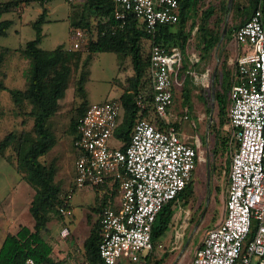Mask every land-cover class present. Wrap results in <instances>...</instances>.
<instances>
[{
  "label": "built area",
  "instance_id": "2783aa9c",
  "mask_svg": "<svg viewBox=\"0 0 264 264\" xmlns=\"http://www.w3.org/2000/svg\"><path fill=\"white\" fill-rule=\"evenodd\" d=\"M77 2L79 0H68ZM115 17L128 11L138 17L154 37L162 27L180 19L179 0H112ZM75 39L67 51L80 48L85 34L74 30ZM240 52L237 76L230 93V127L236 147L231 155L230 183L226 210L220 223L211 228L196 250L192 264H264V24L260 3L251 18L235 35ZM195 56V49H192ZM182 63L178 45L155 40L150 69L155 89L153 107L168 123L161 129L140 119L125 149L111 145L123 113L119 98L91 103L79 118L74 147L76 188H97L104 182L117 185L120 206L111 205L101 215L102 240L99 252L104 264L143 260L144 250L155 248L153 225L164 205L171 202L191 181L198 160V148L182 140L176 123L167 119L174 100L177 69ZM137 105L147 106L145 96ZM62 213H71L61 207ZM256 230L253 231V225ZM69 234V228L61 231ZM159 247L162 244H158ZM24 264H50L28 257ZM88 264V263H85Z\"/></svg>",
  "mask_w": 264,
  "mask_h": 264
},
{
  "label": "rangeland",
  "instance_id": "374dc122",
  "mask_svg": "<svg viewBox=\"0 0 264 264\" xmlns=\"http://www.w3.org/2000/svg\"><path fill=\"white\" fill-rule=\"evenodd\" d=\"M6 1V0H1ZM226 1L228 11L225 15L217 12L215 19L222 16L224 18L223 28L227 24L233 25L238 19L237 14L232 10L234 0L229 6L230 0H204L200 7L203 10L209 4H221ZM243 1V0H240ZM48 7V16L43 23V39L41 46L52 50L58 46L65 48V56L57 67V73L63 77L64 89L61 95L52 102L54 115L49 120V127L55 139H62L58 145L41 157V161L47 164H54L55 175L53 182L60 188L63 194L69 193L72 196L73 212L62 213L61 211H52L47 223V228L41 232L42 237L47 240L52 247L64 248L65 245L74 249L78 245L74 255V260H82L85 257L83 251V236L89 233L91 219L95 217L96 200L100 191L95 187L90 191L89 188H76L73 173L69 171L73 162L74 152L71 148V142L66 140L74 134L70 128L71 120L77 115L76 107L82 101L76 92V81L81 70L82 60L87 54V36L82 40V46L73 52L67 51L69 45L75 39L74 29H71V16L80 9L82 0L70 2L68 0H52L45 4ZM43 5L40 2H34L27 6H21L15 12H8L2 15V18L13 19V24L8 31V35L0 38V53L5 55L4 64L1 68L0 77L4 80L6 88L0 91V142L9 133L14 132L16 139L7 149V154L12 161H8L0 154V249L2 243L9 231H15L19 223L32 227L34 217L30 211L35 189L24 178L23 172L19 171L14 162L17 156L18 137L23 131H31L33 121L28 113L30 106L19 107L12 91L25 89L31 76L32 61L21 51L26 43L36 35L35 29L30 21L34 20L42 11ZM196 18L199 22L200 14ZM190 23L192 21L190 20ZM227 36V35H226ZM226 36L222 42L217 44L211 55L201 60L196 66H193L194 84L191 85L189 97L184 94V84L181 79L175 82L174 100L168 112L167 119L176 121L180 118L181 124L189 131L201 137L205 144V161H199L194 170V178L191 190L185 193L186 204L183 200L172 201L170 212L173 216L179 212L180 220L176 222V241L175 249L169 252L167 264H192L196 250L202 244L207 232L215 225L220 223L225 214L226 201L229 189V173L231 154L235 148V142L229 145L231 128L228 123L227 115L221 113L216 99L213 98V91L221 89V83H217L216 76L221 72L224 62L228 71L229 79L235 77V63L237 55L240 52L235 42V38L226 41ZM226 42V47L222 51L221 46ZM196 39L192 37L189 47L191 50L182 51V60L193 62L194 55L192 49H195ZM3 48H9L4 51ZM182 65V64H181ZM216 73L213 79L214 72ZM133 73L130 60L125 61L123 66L118 64V56L115 52H97L89 65V75L85 83L90 103L103 102L110 99H117L124 90L126 78ZM231 100L230 92L227 93V101ZM190 105V108H188ZM199 107L200 117L196 107ZM190 109V110H189ZM187 111L189 118L184 119L183 113ZM113 146H120L122 142L115 137L110 141ZM74 149V146H73ZM199 149V148H198ZM211 154L208 157V150ZM57 161L62 164L57 165ZM87 189V190H86ZM212 190V191H211ZM86 191V192H85ZM192 191V192H191ZM212 192V197L209 193ZM185 215L187 216L188 227L182 224ZM183 217V218H182ZM63 219H66L69 225V234L63 236L60 228L64 225ZM183 219V220H182ZM11 221L12 223H8ZM71 224V225H70ZM71 229L73 231L70 234ZM170 230L160 237L164 239L169 235ZM186 233V235H185ZM185 236V239H184ZM82 244V245H81ZM66 248V247H65ZM159 248H155L150 253L147 264H153L159 253ZM162 253V251H159ZM143 256L149 254L144 250ZM172 258V261H171ZM72 259H66L63 262L56 261L51 252L50 261L52 264H71ZM127 264H143L142 261H135Z\"/></svg>",
  "mask_w": 264,
  "mask_h": 264
},
{
  "label": "trees",
  "instance_id": "16d2710c",
  "mask_svg": "<svg viewBox=\"0 0 264 264\" xmlns=\"http://www.w3.org/2000/svg\"><path fill=\"white\" fill-rule=\"evenodd\" d=\"M49 1L52 0H0V38L8 35L13 24V19L2 18L4 13L15 12L21 6H27L34 2H40L43 5L38 16L30 21L31 26L36 31L35 37L21 49L22 53L32 61L30 79L25 89L12 91L19 107L30 106L28 113L33 121L32 130L23 131L18 137L17 156L14 165L23 172L24 178L35 189L30 206L34 225L30 227L22 223L18 225L16 231L7 233L0 249V264H24L28 257H33L39 262L51 263L50 254L53 247L42 237L41 232L47 228L52 211H60L61 207L69 206L68 193L63 194L53 182L54 165L41 161V157L49 152L54 140L49 127V120L53 114L52 102L61 95L64 89L63 77L57 73V67L65 56V48L60 45L48 50L40 45L43 39L42 26L47 20L49 10L45 4ZM203 1L179 0V21L173 26L162 27L154 37L143 28L138 17L132 11H128L125 18L117 19L115 17L116 7L112 0H82L80 9L71 16L70 20L71 29H81L88 39L87 54L82 60L80 74L76 81V92L82 101L76 107L77 115L71 120V128L74 131L77 130L79 118L84 115L91 104L88 100L85 83L89 75V65L95 54L97 52H115L120 66H123L125 61L130 60L133 68V73L127 76L124 90L119 97L122 102L123 113L115 131V138L122 142L120 147L122 149L127 147L134 126L140 119H148L157 127L166 129L167 121L158 116L153 107L155 89L150 69L152 42L155 40L165 45H178L181 51L186 52L192 48L189 47L192 37L196 39V54L193 62L182 60V65L177 69V80L179 78L183 82V91L188 98L191 85L194 84V77L190 71L201 60L209 57L216 48L223 31L224 18L222 16L228 11L226 1H221L219 5L209 4L207 8L202 10L200 5ZM260 3L263 9L264 24V0H234L232 10L237 14L238 19L229 26L226 41L231 37L235 38L236 31L251 18ZM199 11H201V16L197 22L196 18ZM218 11L222 16L215 19ZM225 44L226 42L220 50L225 49ZM8 49L3 48L4 51H8ZM4 60L5 55L1 52L0 72ZM215 81L219 85L221 83V89L216 91L215 99L221 113L227 115L229 123L231 100L227 101V93H231L234 78L229 79L226 62L223 63L221 72L217 74ZM5 88V82L0 77V91ZM139 94L145 96L147 106L144 109L137 105L136 97ZM176 125L178 128V124ZM15 139L16 134L9 132L0 142V154L8 161L12 160L7 154V149ZM97 188L100 189V196L97 197L98 206L104 204L108 195L113 196L118 191L117 185L111 190L107 182L102 183ZM189 190H191L190 182L175 199ZM171 202L164 205L153 225L154 242L165 233L171 222ZM103 209L102 207L99 208L101 215ZM255 230L256 224L253 225L252 232ZM101 240L102 231L99 220L85 243V257L90 264H104L99 252ZM173 241L175 245L177 243L176 237ZM168 255L169 252H165L163 257L155 260L153 264H162ZM146 258L149 260L150 254L146 255ZM147 263L148 261L144 264Z\"/></svg>",
  "mask_w": 264,
  "mask_h": 264
},
{
  "label": "crops",
  "instance_id": "0c3cea01",
  "mask_svg": "<svg viewBox=\"0 0 264 264\" xmlns=\"http://www.w3.org/2000/svg\"><path fill=\"white\" fill-rule=\"evenodd\" d=\"M235 42H236V40H235ZM236 72H235V77H234V81L236 80V76H237V68H236V70H235ZM191 72V74L193 75V73H194V70H191L190 71ZM234 81H233V83H234ZM231 104V103H230ZM188 108H190V105H188ZM196 109H197V113H198V115H199V117L201 116L200 115V111H199V107L197 106L196 107ZM190 110V109H189ZM184 115H183V117H184V119H188L189 118V113L187 112V111H185L184 113H183ZM54 115V109H53V114H52V116ZM201 118V117H200ZM176 121H174V119H173V122L174 123H176V124H178V130H179V132H180V136H181V138H182V140L183 141H185V142H187V143H189V144H191V145H193V146H196L197 148H199L198 149V160H197V163L199 162V161H205L206 159V155H205V144L202 142V140H201V137L199 136V135H196V137L194 136V134H192L190 131H189V129L188 128H185L182 124H181V120H180V118L178 119V118H176L175 119ZM70 128H71V124H70ZM231 128V127H230ZM72 129V128H71ZM76 135H77V130L76 131H74V134L70 137V138H68L67 140H66V143L67 142H71V148H72V151L74 152V158H73V162H69V164H71V167L69 168V171L70 172H72L73 173V176H74V180H75V177H76V168H75V163H76V158H77V150H76V148L74 147V149H73V146H74V143H73V141H74V138L76 137ZM232 141L233 142H235V140H234V138H233V136H232V130H231V133H230V140H229V145H230V143H232ZM60 142H62V139L61 140H59V139H55L54 138V140H53V143H52V145H51V148H50V150L52 149V147H54L55 145H58ZM235 147H236V142H235ZM235 149V148H234ZM49 150V151H50ZM208 150V149H207ZM233 153V152H232ZM211 154V149H209L208 150V157H209V155ZM232 155V154H231ZM51 164H53V163H51ZM57 165H59V164H62L61 162H59V161H57V163H56ZM54 165V164H53ZM230 166H231V162H230ZM193 178H194V175H193V177H192V179H191V181H190V184H191V186H192V181H193ZM229 183H230V181H229ZM92 188H89V190H87V191H90ZM94 190H96V191H100V189H98V188H96V189H94ZM212 191V190H211ZM210 191V193H209V198H208V201L207 202H209V199H210V197H212V192ZM86 192V191H85ZM63 193V192H62ZM68 195H69V201H68V203H69V206L67 207V208H69L70 210H71V213L73 212V214H74V209H73V205H72V202L70 203V200L72 199V196H71V194H69L68 193ZM99 196H100V194H99ZM179 199H181V200H183L186 204L189 202V200H186V197H185V194H183L182 196H180V197H178L177 199H175L174 201H176V202H178V201H180ZM173 201V202H174ZM108 205H111V206H113V207H115V208H118L119 206H120V192H119V190L113 195V196H111V195H108V197L106 198V200L104 201V204H102L101 206H98L97 205V200H96V208H95V217L94 218H92L91 219V227H89L90 228V231H89V233H85L84 234V236H83V251H82V253L84 252V250H85V243H86V240L88 239V237L90 236V234H91V232H92V229H93V227H94V225L101 219V211H99V208H105L106 206H108ZM225 210H226V208H225ZM180 214H181V212H179V213H177L175 216L176 217H174L173 216V218L171 219V222H170V224H169V226H168V228H167V230L165 231V233L166 232H168L169 230H170V233H169V235H167L164 239H162L160 236L155 240V246H156V248H159V250H158V252L157 253H159V258H157V260H159L160 258H162L163 257V255H164V253L165 252H167V251H172L173 250V248H174V238L176 237L175 236V231H176V222L177 221H179L180 220ZM178 217H179V219H178ZM178 219V220H176V219ZM183 218V217H182ZM187 216L185 215V217H184V221L182 222V224H183V226L185 227V228H187L188 227V222H187ZM174 220H176V222L175 223H173V221ZM183 220V219H182ZM63 222H64V225H62L61 226V228H60V233H61V231H62V229L64 228V227H68L69 228V223H70V221H69V223L67 224V221H66V219H63ZM8 223L10 224V223H12L11 221H8ZM19 224H22V223H19ZM18 224V225H19ZM18 225L16 226V229H17V227H18ZM71 225V224H70ZM33 227V226H32ZM16 229H15V231H16ZM69 231H70V229H69ZM10 232V231H9ZM11 232H14V231H11ZM73 233V231H72V229H71V232H70V234H72ZM164 233V234H165ZM62 235V234H61ZM185 235H186V233H185ZM184 239H185V236H184ZM180 243V241H177V243ZM158 244H162V246L161 247H159L158 246ZM82 245V244H81ZM78 247V245H75L74 246V249H72V248H70V246H67V245H65V247L64 248H61V247H56V246H54L53 247V250H52V253L54 254V256H55V259H56V261H59V262H63V261H65L66 259H72L71 260V264H85V263H88V264H90L88 261H87V259H86V257H83V259L82 260H74V258L73 257H71V254H73V252H74V255L76 254V250H78L77 249V247ZM76 249V250H75ZM159 251H162V253L161 252H159ZM151 252H149V254H150ZM148 255V254H147ZM166 260L167 259H165L163 262H162V264H167V262H166ZM140 261H142L143 262V264L146 262V261H148L147 260V258H146V255L144 256V258H143V260H140ZM171 261H172V258H171ZM130 263V262H129ZM131 263H133V262H131ZM170 263H172V262H169V264ZM51 264V263H50ZM121 264H127V262H125V263H121Z\"/></svg>",
  "mask_w": 264,
  "mask_h": 264
},
{
  "label": "water",
  "instance_id": "95a60500",
  "mask_svg": "<svg viewBox=\"0 0 264 264\" xmlns=\"http://www.w3.org/2000/svg\"><path fill=\"white\" fill-rule=\"evenodd\" d=\"M232 2H233V0H230V1H229V6H231ZM227 33H228V31H227V24H226V26L223 28L222 35H221V39H220L219 43L223 41V39L225 38V36L227 35ZM219 43H218V44H219ZM216 73H217V72L215 71V72H214L213 79L215 78ZM213 98H215V92H214V91H213Z\"/></svg>",
  "mask_w": 264,
  "mask_h": 264
}]
</instances>
